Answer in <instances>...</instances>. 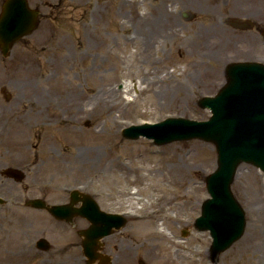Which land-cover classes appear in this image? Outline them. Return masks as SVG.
<instances>
[{
    "label": "rangeland",
    "instance_id": "obj_1",
    "mask_svg": "<svg viewBox=\"0 0 264 264\" xmlns=\"http://www.w3.org/2000/svg\"><path fill=\"white\" fill-rule=\"evenodd\" d=\"M29 4L39 8L40 15L34 29L20 40L26 39L32 48L25 58L32 59L36 98L29 107L31 127L20 122L15 137L22 179L0 178V195L5 198L0 203V264H98L87 263L81 248H55L70 241L80 245L77 229L86 220L72 226L23 203L31 197L65 202L73 188L90 193L101 209L127 217L124 226L102 238L110 264H137L139 258L145 264H264V248H243L239 242L246 232L264 235V216L243 187L254 180L264 187V171L247 162L236 169L231 191L244 208L246 225L213 262L208 230L193 223L208 197L205 177L216 168L214 143L189 138L155 144L146 136L120 134L125 126L160 121L167 115L207 118L209 110L197 100L223 84L224 66L235 59H264V37L253 27L264 22V0H29ZM243 17L252 27L239 29L228 23ZM23 43L17 40L10 54L0 57V68L15 70L26 79L27 68L14 64V58L23 54ZM74 78L80 94L107 85L133 98L121 109L118 125L111 126L110 116L94 111L82 115L71 129L65 128L63 117L58 120L59 113L53 117L49 96L59 94ZM7 140L11 145V136ZM177 163L188 169L191 184L185 192L190 190L192 196L175 199L179 217L160 225L167 239L148 240L155 244L156 256L151 257L143 241L134 240L139 228L130 212L159 204L161 195L172 189L162 180V172ZM242 173L246 177L240 183ZM136 190L137 202L130 196ZM250 215L255 230L248 226ZM40 236L50 242L47 250L35 245Z\"/></svg>",
    "mask_w": 264,
    "mask_h": 264
},
{
    "label": "water",
    "instance_id": "obj_2",
    "mask_svg": "<svg viewBox=\"0 0 264 264\" xmlns=\"http://www.w3.org/2000/svg\"><path fill=\"white\" fill-rule=\"evenodd\" d=\"M37 14L36 9L28 7L26 0L3 3L0 14L3 53L16 39L33 29ZM225 67V83L214 95H203L197 101L200 107L210 110L207 119L167 116L152 123L145 121L125 126L120 133L127 138L143 135L152 138L155 144L189 138L214 143L216 168L204 181L209 196L202 201L200 214L193 223L197 229L209 231V254L213 262L242 235L246 224L244 209L230 191L235 169L241 162H249L264 171V63L233 61ZM22 175L20 171L19 179ZM68 199L67 203L50 204L34 197L27 198L24 203L44 208L59 219L71 220L75 215L85 217L89 225L79 230L85 260L92 263L97 259L99 264H109V255L99 251L102 245L99 238L124 226L126 218L101 209L91 194L78 189H72ZM77 201H81V205L73 206ZM35 242L38 248L48 249L49 242L44 237ZM137 264L145 262L139 258Z\"/></svg>",
    "mask_w": 264,
    "mask_h": 264
},
{
    "label": "bare ground",
    "instance_id": "obj_3",
    "mask_svg": "<svg viewBox=\"0 0 264 264\" xmlns=\"http://www.w3.org/2000/svg\"><path fill=\"white\" fill-rule=\"evenodd\" d=\"M92 79H95V77H92ZM75 82L76 79L74 78L66 84V88H64L59 94L55 93L49 96V103L53 109H55L53 117L59 113L58 120L63 117V123L66 125L65 128L71 129L74 123H76L82 115L91 114L94 111L99 112L100 114L104 113L105 116H110L111 119L109 121L111 126L118 125L122 117L121 109H123L125 104H130L133 98H128L125 94L120 93L124 90L115 89L114 87L107 85L101 87L95 92L92 91V88L88 89L87 92L89 95L86 94V91L80 94L77 91V85H75ZM58 105L61 108L63 106L64 109L60 110ZM67 112H70V115L66 116ZM95 150L97 151V149ZM187 171V168H184L182 164L177 163L176 166L174 165V167L162 172V180L167 182V184L172 185L170 186L172 188L170 189L171 191L167 193V195H161L160 202L154 209H148L147 206H143L138 210L133 209L130 212V216L136 221L137 225L135 226L139 228V232H137L136 239L134 240H142L145 245V253L151 257L156 256L153 250L155 244L148 240H153L155 237L161 240L167 239L168 235H166L167 233L165 234L163 227H160V225L163 226V224L175 221L179 217V214L175 212V199L192 196L190 190L185 192V189L187 188L186 186L191 184V180L187 177ZM245 177L246 174L242 173L240 183ZM247 183H250L251 185ZM247 183L244 184L243 187L249 190L250 200L255 202L256 209L264 216V187L262 183L255 180ZM136 193L138 194V190L131 191L130 196H133L137 202L140 198L133 195ZM252 220V216L250 215L249 221L251 222L248 226L251 230H255L256 226L252 223ZM253 236H256V239H253ZM239 242L243 248H264V235L260 232L257 234L255 232L252 233V231L250 233L246 232ZM174 245L176 244L174 243Z\"/></svg>",
    "mask_w": 264,
    "mask_h": 264
},
{
    "label": "flooded vegetation",
    "instance_id": "obj_4",
    "mask_svg": "<svg viewBox=\"0 0 264 264\" xmlns=\"http://www.w3.org/2000/svg\"><path fill=\"white\" fill-rule=\"evenodd\" d=\"M4 1L5 0H0V12ZM27 3L29 6L37 8L36 6H32L31 4H29V0H27ZM255 27L260 34L264 31V26L256 24ZM262 37H264V33L262 34ZM19 42H24L22 45L23 54L21 53V55L14 58L16 59V63L14 64H21L22 66L27 68L26 70H24L28 72V75L26 76L27 78H21L19 74H16L17 72L15 70L10 72L9 70L0 68V178L7 177L14 180H17V177L13 171H15L16 168L17 170L21 169L18 165V144L17 142H15V137L17 138L18 136L17 128L19 127L20 122L25 123L27 127L29 125L31 127L32 118L30 117H32V115L30 113V110L32 108L29 107L34 105L36 98V88L34 87L35 72L34 70H31L33 66V63L31 62L32 59L31 57L25 58L27 55H31L32 48L30 42L26 39H19ZM9 54L10 50L8 54L4 55L0 48V57L8 56ZM20 70L23 71V69ZM10 136L12 139L11 145L7 140L8 138H10ZM80 204V202H77L73 206L77 207ZM81 219L86 220L80 215H75L73 216L71 221L67 222L72 226H76V223ZM87 225L88 221L86 220V223L77 229V234L78 236H80V245L77 243V241H70V244L57 246L55 248H83L81 245L82 236L78 233V231L82 228H85Z\"/></svg>",
    "mask_w": 264,
    "mask_h": 264
}]
</instances>
